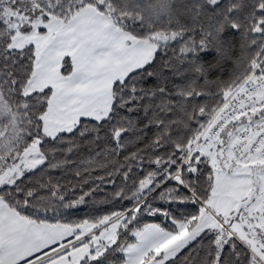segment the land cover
Listing matches in <instances>:
<instances>
[{
	"label": "snow or ice",
	"instance_id": "1",
	"mask_svg": "<svg viewBox=\"0 0 264 264\" xmlns=\"http://www.w3.org/2000/svg\"><path fill=\"white\" fill-rule=\"evenodd\" d=\"M0 264H264V0H0Z\"/></svg>",
	"mask_w": 264,
	"mask_h": 264
}]
</instances>
